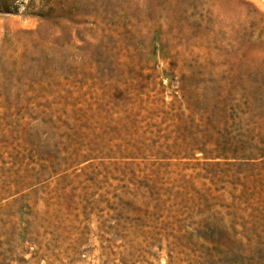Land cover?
<instances>
[{
	"label": "rangeland",
	"instance_id": "374dc122",
	"mask_svg": "<svg viewBox=\"0 0 264 264\" xmlns=\"http://www.w3.org/2000/svg\"><path fill=\"white\" fill-rule=\"evenodd\" d=\"M0 264H264V0H0Z\"/></svg>",
	"mask_w": 264,
	"mask_h": 264
}]
</instances>
